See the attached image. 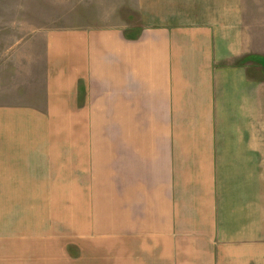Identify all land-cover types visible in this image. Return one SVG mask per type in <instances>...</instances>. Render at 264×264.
Segmentation results:
<instances>
[{
  "label": "crops",
  "instance_id": "0c3cea01",
  "mask_svg": "<svg viewBox=\"0 0 264 264\" xmlns=\"http://www.w3.org/2000/svg\"><path fill=\"white\" fill-rule=\"evenodd\" d=\"M139 1L0 100V264H264V0Z\"/></svg>",
  "mask_w": 264,
  "mask_h": 264
},
{
  "label": "rangeland",
  "instance_id": "374dc122",
  "mask_svg": "<svg viewBox=\"0 0 264 264\" xmlns=\"http://www.w3.org/2000/svg\"><path fill=\"white\" fill-rule=\"evenodd\" d=\"M125 23L135 37L143 26L141 1L0 0V100L19 106L32 94L26 86L34 76L32 66L39 65L32 57L40 56L45 31ZM31 41L39 48H33Z\"/></svg>",
  "mask_w": 264,
  "mask_h": 264
}]
</instances>
